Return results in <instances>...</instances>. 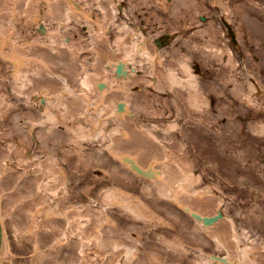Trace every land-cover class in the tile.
Listing matches in <instances>:
<instances>
[{"label": "bare ground", "instance_id": "6f19581e", "mask_svg": "<svg viewBox=\"0 0 264 264\" xmlns=\"http://www.w3.org/2000/svg\"><path fill=\"white\" fill-rule=\"evenodd\" d=\"M126 1L94 0L102 13L101 19H96L86 9L89 0H0V56L6 59L5 62L11 68L14 78L12 84L8 83L4 90L1 81L4 82L5 77L0 75L2 90L0 91V116L7 115L4 112L12 105L11 102L5 101L6 95L15 94L29 104L35 100L37 103L44 102L46 104L40 108L41 113L34 121L38 126L40 125L37 132L40 131V134L47 136L44 140L41 139L43 144H40L38 140V146L45 147V154L40 156L24 149L18 143L22 134L19 126L12 128L15 132L19 131L17 139L10 130L2 129L0 132L1 137H7V140H4L5 146L0 147V264H16L13 259L15 253L13 254L10 247V241L15 238L13 244L17 246L24 247L26 243L31 244V252L25 258L28 264H92L89 260L76 255L77 251L85 254L88 250H95L101 255H106L100 264H163L157 256V250L153 247V239H157L159 243L164 242L163 244L167 246L164 249L162 245L165 255L162 253L160 257L171 256L172 252L178 251L174 240H168L164 235L156 236V233L151 235L144 232V229L155 228L154 224H164L163 219L152 211H147L146 206L151 208L150 204L142 205L137 196L130 195V191L120 187L119 183H124L122 176L117 173L119 172L117 167L107 155L117 158L126 168H130L128 162L131 160L127 158L124 161L123 155L132 157L139 166L149 169V178L138 172L134 175L141 184L138 190L141 193L159 199H169L187 211H193L198 217L202 215L200 218L212 217L211 214L217 212L220 197L204 195L198 189L194 191L193 196H189L183 194L178 186L177 188L173 186L176 189L170 191L167 184L170 176L172 178L179 176L181 185L184 187L194 185V182H198L199 176L192 171H187L181 164L172 167V162L167 160L168 153L165 148L162 147L160 150V147L155 146V150L152 151L150 146L155 145L154 141L158 138L151 131L146 133L141 130L134 120L133 111L129 108L126 98L130 94L126 91V87L133 76L128 77V75L136 70L142 71V66L147 62H150V65L153 62L149 77L150 80L154 79V83H151L155 89H171L173 86H181L185 89L184 81H186L190 103L195 101L194 97L199 93L193 78L194 74L188 69L190 64L187 61L182 64L185 71L184 78L171 70L166 71L162 68L163 56L158 54L167 46L164 44L166 41V36L162 35L164 33L160 32L162 34L159 36V30H154L155 35H152L150 33V29H153L150 28L152 23L148 29L135 20L142 17L150 20V14H157L158 9L163 11L172 9L176 14L182 13L181 11L184 13L183 9L189 7L195 8L193 11L195 15L202 14L205 19H209L208 21H213L212 16L198 13L201 12L200 8L204 0H136V2L131 0L133 8L129 11H127ZM209 2L212 7H216L213 15L227 25L226 29L223 28L224 33L229 30L235 40L242 33H247L264 41V2L262 0H235L232 4L229 0H209ZM235 11L240 19V23L236 24L237 31L232 24V12ZM248 14L252 17L256 16L255 25L251 24L245 29L241 26L242 23L246 24ZM176 15L179 21L180 16ZM82 19L89 25V21L93 20L97 27L93 30L86 25L91 32V43L88 48L94 54L92 66L97 65V67L83 79L80 72L86 65L85 56L78 55L79 46L73 45L68 34H65L71 21L77 23ZM17 21H20L25 28L28 24H33L34 28H37L42 23L45 31L39 32L36 29L37 32L35 29L32 31L29 29L27 32L34 36L31 39L20 38L16 29ZM196 21L199 22L197 25L202 24L199 19ZM111 26L115 28L112 39L107 32ZM166 33L173 34V31ZM198 33L218 34V31L214 28H205L203 25L193 34ZM70 35L72 36V33ZM77 37L80 38V36ZM225 51L229 53V47H225ZM186 59L188 60L187 57ZM194 65L197 66V64ZM107 70L111 71V81L107 80L105 73ZM57 76L64 77V80L63 78L60 80ZM139 79H142V76H138L137 80ZM97 82L98 87H95ZM255 83L258 85L257 82ZM250 87L253 88V85L251 84ZM32 95L35 100L32 99ZM132 96L131 98L137 99V94ZM41 98L42 101L39 100ZM141 99L144 100V98ZM101 102H103V110H99L96 119L91 120V113L94 108L96 109L94 103ZM108 102L111 105L107 104ZM139 104L137 102L135 105L139 106ZM57 109L61 112L60 115L55 113ZM12 110H14L13 107ZM155 113L158 114V111ZM157 114L154 116L156 117ZM77 117L87 119L86 121L90 122L93 128L87 129L82 120L75 124ZM176 121L170 122L167 127L174 129L177 125ZM58 122L63 124L61 132L54 130ZM108 122H112L113 125L106 129ZM26 135L36 140L37 134L35 136L30 129ZM65 136L71 145L59 149L63 154L62 164L72 166L73 160L76 165L84 166L85 170L88 168L86 166H90L100 171L93 181L103 184L100 189L102 190L100 194L102 206L97 207L86 202L72 203L75 200L72 199L73 194L78 192L75 190L76 184L70 178L72 173L67 175L66 168L55 156L57 152L55 155L52 153L56 150L58 140ZM49 139H52V147L48 144ZM91 143L95 146L93 147ZM11 151L15 157L10 158ZM8 160L16 161L23 170L14 169L7 163ZM28 167H34L36 170L26 173ZM176 168L179 174L174 175ZM42 189L48 193L46 198L41 195ZM81 193L84 194L83 190ZM85 194L87 195L88 192ZM150 199L153 200L152 197ZM107 207L122 209L144 221L150 218L154 223H146L130 217L115 221L106 212ZM36 215H39V219H36ZM222 216L216 217L214 220L216 223L213 222V225L207 224V228H202L205 234L215 239L217 246L227 247L230 262H219L216 259H212V262L214 264H264V245L258 244L254 238H249L245 234L247 241L239 246L238 234L233 229L230 230V227L234 226L233 219L222 218ZM83 219L84 222H82ZM105 223L108 226L105 232H99L100 227ZM5 226L11 228L10 240L6 236ZM131 228L136 230L137 236L129 239L127 233L131 231ZM197 229L200 232V226H197ZM228 231L231 234L226 236L225 232ZM60 237L66 241L58 242ZM237 248L241 249L240 259L239 262H234L233 256ZM121 256L124 260L120 258ZM198 259L199 261L195 264L210 262L205 255L199 256Z\"/></svg>", "mask_w": 264, "mask_h": 264}, {"label": "rangeland", "instance_id": "374dc122", "mask_svg": "<svg viewBox=\"0 0 264 264\" xmlns=\"http://www.w3.org/2000/svg\"><path fill=\"white\" fill-rule=\"evenodd\" d=\"M133 1L136 2V0ZM262 1L264 2V0ZM203 2L202 8H200L201 12L198 13L212 16L213 21H208L209 19L205 18L201 20L202 16L200 15L202 14L195 15L193 12L195 8L193 7L183 9L184 13L183 11H181L182 13H176L180 16L179 21L177 20L178 16L172 9L168 11L158 9L157 14H150L152 20H146L143 17L135 20L140 24H144L148 29L152 23L153 25L150 27L153 28L150 29L152 35H155L154 30H159L158 33L173 31L167 46L160 50L158 55L163 56L162 68L166 71L175 72L181 78L185 77L183 62L187 61L190 64L188 69L194 74L192 75L199 91L198 96L194 97L195 101L191 100L195 104L192 105V102L190 103V100H188L187 94L189 91L186 81H184L185 89L181 86H173L171 89L157 90L153 87V84L150 86L149 72L153 62L151 65L150 62L144 63L142 71L138 70L130 78L131 81L128 82L126 87V91L130 92L126 97L128 99L127 104L133 111L134 120L141 130L146 133L151 131L158 138L154 141L155 145L150 146L152 151L155 150V146L160 147V150L162 147L165 148L168 153L167 160L172 162V167L181 164L187 171H192L193 174L200 177V181L193 183L195 186L190 184L184 187L181 185L182 181H180L179 176H177L178 178L170 176L167 181L170 191L178 186L182 189L183 194L192 196L195 189L203 190L205 193V184H210L223 197L222 210L229 219H233L234 231L239 236V246L247 240L245 234L249 238H254L258 244L264 245V97L260 94V91L264 92V41L260 40L259 37L242 33L237 38V49L232 50L228 46L230 38L223 31V28L225 29L223 22L213 15L216 7H212L209 0ZM233 2L235 0H229L230 4ZM132 4L131 0L126 1L127 11L133 8ZM86 9L92 13L93 18L101 19V9L98 8L94 0H89ZM170 14L171 16H168ZM180 14H183L184 17ZM190 14L192 15L189 16ZM255 18V15L252 17L248 14L246 24L242 23L241 27L247 29L251 24L255 25ZM198 19L202 24L197 25L199 22L196 20ZM232 19L233 28L237 31L236 24L240 23V19L236 11L232 12ZM89 22L90 25L83 19L77 23L71 21L68 24V31L65 33L68 34L73 45L79 46L78 55L85 56L86 65L84 71L80 73L82 79L97 67V65L92 66L94 54L88 48L91 43V32L86 25L93 30H96L97 27L93 20ZM203 25L205 28L216 29L218 34H193L198 27L201 28ZM16 29L20 38L31 39L34 36L27 32L29 29L31 31L35 29L33 24H28V27L25 28L20 21H17ZM114 30L115 28L111 26L107 31L111 39ZM70 33H72V36ZM162 33L158 35L160 36ZM77 36H80V38ZM225 47L230 48L229 53L225 51ZM5 61L6 59L0 56V75L5 77L4 82L1 81L4 90H6V85L8 83L12 84V80H14L11 74L12 71L8 73L11 68ZM194 64H197L198 67ZM137 67L139 68L138 65ZM105 73L107 80L111 81V71L107 70ZM138 76H142V79L137 80ZM91 81L90 83L93 84ZM253 81L260 84L258 85L259 88L256 87ZM251 84L253 88L250 87ZM0 91L2 90L0 89ZM92 92L95 94L94 91ZM133 94H137V99L131 98ZM141 98H144V100ZM5 101L11 102L12 105L4 112L7 115L0 116V132L2 129L10 130V133L17 139L19 131H21L22 134H20L18 143L24 149L43 156L45 147H39L38 140L40 144H43L41 139L44 140L47 136L40 134V131L37 132L40 125L38 126L34 121L39 116L35 104H29L25 99L15 94L6 95ZM137 102L140 103L139 106L135 105ZM104 104H106L105 101ZM107 104L111 105L110 102ZM94 105L96 109L94 108L93 113H91V120H95L99 110H103V102L94 103ZM12 107L14 110H12ZM155 111H158V114ZM55 113L57 115L61 114L59 109L55 110ZM155 114H157L156 117ZM77 118L75 124L82 120L87 129L93 128V125L86 121L87 119ZM174 120H177V125L174 129H169L167 124ZM112 125V122H108L106 129L111 128ZM16 126L20 127L18 132L12 130ZM28 129L32 130L35 136L37 134L36 140L26 135ZM54 130L61 132L63 124L58 122ZM1 136L0 133V147L5 146L7 140V137ZM48 144L51 147L53 146L52 139L48 140ZM69 145H71V142L65 136L63 139L58 140L55 146L56 150L52 153L55 155L57 152L55 156H57L59 163L66 168L67 175L72 173L70 178L76 184L75 190L78 191L73 194L72 199L75 200L72 203L86 202L97 207L102 206L100 202L102 190L100 191V189L103 184L93 181L95 176L100 174V171L96 168L92 169L90 166H86L88 168L85 170L84 166L76 165L73 160L71 161L72 166L62 164L63 154L59 149L67 148ZM91 145L95 146L94 143H91ZM9 156L10 158L15 157V154L11 151ZM107 157L112 159L113 164L119 171L117 173L122 176L124 183H119L120 187L125 191H130V195L137 196L142 205L150 204L151 208L146 206L147 211H152L156 216L159 215L162 219H165L166 223L171 224L158 223L154 224L156 225L155 228L144 229L145 233L151 235L156 233V236L157 234L164 235L166 239L175 241L178 251L172 252L171 256L167 255L163 258L160 257L163 253L162 247L164 246L165 249L167 246L163 244L164 242L159 243L157 239H153V247L157 250V256L162 263L195 264L199 261L196 253L200 247L204 251L226 253V247L215 246L210 238L201 237L197 229V222L174 203H171L169 199H159L138 191L141 184L138 183L135 174L124 167L117 158H111L110 155H107ZM7 163L14 169L23 170L22 166L16 164V161L8 160ZM35 170L34 167H28L26 173ZM176 173L179 174L177 168L174 170V175ZM74 176L76 178H73ZM70 185L72 187V183ZM81 190L84 194L85 192H88V194H82ZM41 195L46 198L48 193L42 189ZM106 212L115 221H119L123 217L139 219L116 207H107ZM36 219H39V215H36ZM82 222H84V219ZM144 222L154 223L150 218ZM106 226V223L101 226L99 232L104 233L105 228L108 227ZM135 231L131 228V231L127 233L129 239L137 236ZM5 232L10 240L12 236L11 228L5 226ZM225 234L230 235L231 232L228 231ZM14 240L10 241L11 251L13 254L15 253L13 259H15L16 264H28L25 258L31 252V244L26 243L24 247L17 246L13 244ZM147 250L149 249L147 248ZM237 253L240 256V253ZM83 255L84 260L87 259L92 264H100L106 256L95 250H88ZM238 255L234 256L239 257ZM120 258L124 260V257L121 256Z\"/></svg>", "mask_w": 264, "mask_h": 264}, {"label": "water", "instance_id": "95a60500", "mask_svg": "<svg viewBox=\"0 0 264 264\" xmlns=\"http://www.w3.org/2000/svg\"><path fill=\"white\" fill-rule=\"evenodd\" d=\"M139 171H141V169L140 168H137Z\"/></svg>", "mask_w": 264, "mask_h": 264}]
</instances>
